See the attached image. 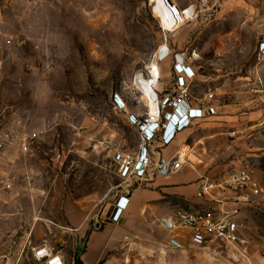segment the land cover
I'll return each mask as SVG.
<instances>
[{"label": "rangeland", "instance_id": "374dc122", "mask_svg": "<svg viewBox=\"0 0 264 264\" xmlns=\"http://www.w3.org/2000/svg\"><path fill=\"white\" fill-rule=\"evenodd\" d=\"M172 1L181 9L175 28H193L184 44L160 23L152 0H0V132L8 141L0 151V258L23 249L30 255L48 238L67 248L60 236L68 196L107 209L121 183L114 156L138 145L129 114L148 110L137 76L149 79L163 54L227 53L255 66L264 0ZM189 7L187 19L204 23H181ZM257 72L247 106L228 113L244 118L226 120L235 133L222 147L237 173L248 171L261 187L238 216L246 241L236 247L255 250L264 243V60Z\"/></svg>", "mask_w": 264, "mask_h": 264}, {"label": "crops", "instance_id": "0c3cea01", "mask_svg": "<svg viewBox=\"0 0 264 264\" xmlns=\"http://www.w3.org/2000/svg\"><path fill=\"white\" fill-rule=\"evenodd\" d=\"M181 23L204 22L196 17ZM208 23L220 22L213 19ZM192 29L191 25H180L173 33L176 40L184 44ZM165 55L156 60L160 77L175 75V63L191 67L197 72L189 83L192 107L198 108L203 100L209 101L208 94L213 93L214 99L209 102L216 107L217 113L195 120L192 127L181 131L170 145L161 148L163 156L181 159V167L173 173L164 175L151 169L146 178L135 179L124 178L118 172L121 178L118 192L108 200L104 212L95 210L88 199L66 197L61 207L66 228L60 240L67 245L62 249L63 254L69 263L75 264L77 261L81 264H264V243L257 250L248 244L238 248L210 234L208 241L200 245L193 241L192 229L178 226L179 213L210 210L217 218L231 216L239 224L240 241H246L238 216L252 191H234L229 187L237 171L233 161L226 159L222 147L227 137L235 133L228 132L226 120L234 123L244 118L242 114L228 113L247 106L248 101L243 98L245 93L258 89L257 67L262 61L256 58L254 67L245 68L241 58L227 53L206 58L198 54L195 57ZM203 69H210L211 73ZM177 89L174 82L154 84L159 101L167 92L175 94ZM142 94L145 97L142 103L148 110L131 111L129 116L142 119L148 115L152 104L156 105L146 98V93ZM137 131L138 145L131 152L123 151L126 156L136 157L140 151L142 140L138 127ZM120 196L129 198V204L119 221H113ZM173 237L181 241L182 249L170 245ZM232 253L240 258L226 259Z\"/></svg>", "mask_w": 264, "mask_h": 264}, {"label": "built area", "instance_id": "2783aa9c", "mask_svg": "<svg viewBox=\"0 0 264 264\" xmlns=\"http://www.w3.org/2000/svg\"><path fill=\"white\" fill-rule=\"evenodd\" d=\"M187 10H192V7L183 11L186 12ZM173 20L170 19L172 23H176ZM160 22L165 23L162 18H160ZM258 60H264V42L260 45ZM2 64L3 61L0 57V69ZM206 72L209 73V71ZM174 73L175 75L167 77H160L159 75L158 83H176L178 89L175 94L167 92L160 101L157 96L158 98L154 100L156 101V111L150 110L148 115L142 119L134 115L128 117V121L138 127L142 141L140 151L136 157L126 156L123 152L115 154L116 169L124 178H146L151 169L164 175H169L178 170L182 164L180 157L169 159L163 156L161 148L170 145L181 131L192 127L195 120L203 119L207 114L215 115L217 113L216 107L209 102L214 99L213 93L208 94L207 99L209 101L203 100L198 108L192 107L189 96V83L197 76L194 69L181 63H175ZM116 105L120 110L126 108L125 103L121 105L117 101ZM7 142V138L0 132V151L7 145ZM4 186L11 187L6 182ZM229 187L234 191L251 190L256 195L261 192L259 183L248 171L235 174L229 182ZM128 204L129 198L119 197L116 203L117 210L112 218L113 221H119ZM178 220V226L193 230V241L196 244L204 245L210 234H214L217 239L230 246H236L240 242L238 236L239 224L231 216L217 218L213 211L202 210L181 212ZM170 245L177 249L183 248V244L176 237L170 239ZM25 256L35 261L36 264H75L73 262L69 263L57 244L48 239H44L41 243L32 247L30 255H25V249L3 255L0 258V264H25Z\"/></svg>", "mask_w": 264, "mask_h": 264}, {"label": "bare ground", "instance_id": "6f19581e", "mask_svg": "<svg viewBox=\"0 0 264 264\" xmlns=\"http://www.w3.org/2000/svg\"><path fill=\"white\" fill-rule=\"evenodd\" d=\"M154 2V12L155 14L164 20V26L166 29H172L173 31L175 29L176 23L178 22L177 15H180V8L176 6V4L172 0H152ZM189 12L190 14H188ZM186 18L191 17L193 14L192 10H187L186 12L183 11ZM170 19H174L176 23H172ZM173 20V21H174ZM151 77L149 79H146L143 74H139L136 79V85L142 93H146V98L149 99L151 102L157 99V94L154 91V84L157 83L159 80V70L158 66L154 65L153 69L151 70ZM149 101V103H150ZM156 102V101H155ZM151 110L153 112L156 111V105L155 103L152 104Z\"/></svg>", "mask_w": 264, "mask_h": 264}, {"label": "trees", "instance_id": "16d2710c", "mask_svg": "<svg viewBox=\"0 0 264 264\" xmlns=\"http://www.w3.org/2000/svg\"><path fill=\"white\" fill-rule=\"evenodd\" d=\"M76 264H81V262L77 261V263H76Z\"/></svg>", "mask_w": 264, "mask_h": 264}]
</instances>
